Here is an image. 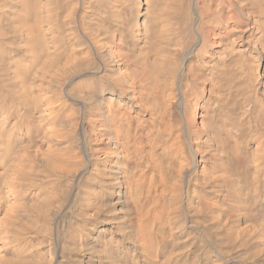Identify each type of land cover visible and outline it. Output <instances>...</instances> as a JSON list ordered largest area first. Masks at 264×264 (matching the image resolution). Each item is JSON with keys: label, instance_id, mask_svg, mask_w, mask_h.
I'll list each match as a JSON object with an SVG mask.
<instances>
[{"label": "bare ground", "instance_id": "bare-ground-1", "mask_svg": "<svg viewBox=\"0 0 264 264\" xmlns=\"http://www.w3.org/2000/svg\"><path fill=\"white\" fill-rule=\"evenodd\" d=\"M0 264H264V0H0Z\"/></svg>", "mask_w": 264, "mask_h": 264}]
</instances>
